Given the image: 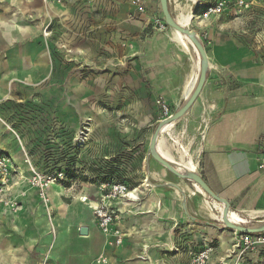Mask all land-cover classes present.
I'll use <instances>...</instances> for the list:
<instances>
[{"label":"crops","instance_id":"0c3cea01","mask_svg":"<svg viewBox=\"0 0 264 264\" xmlns=\"http://www.w3.org/2000/svg\"><path fill=\"white\" fill-rule=\"evenodd\" d=\"M56 1L61 0H51L44 7L40 0H0V102L8 98L3 90L8 91L11 86L33 87L36 81H43L51 69L43 52L23 48L18 43L34 35L36 29L30 27L29 18H39L38 25L42 26L55 18H63L66 7L74 6L80 15L81 11H88L90 18L92 13L104 18L92 22V29L108 28L112 22L120 23L117 20L123 19L117 10H111L114 0H62L60 4ZM253 6L258 5L254 2ZM121 28V52L127 70L122 85L142 87L143 82L137 79L139 74L136 73L147 72V91L140 104L160 99L176 112L184 105L196 82L193 84L199 65L197 67L196 63L194 73V61L185 55L194 54L172 38L167 41L157 34L143 38L144 23L140 20L127 21ZM208 37L211 41L207 48L206 82L185 115L195 124L201 113L211 115L201 150L197 152H200L199 176L235 211L264 214V170H258L264 149V63L256 61L253 51L238 46L233 40H221L212 32H208ZM162 135L160 133L159 139ZM10 140L9 136L4 144L10 155L0 150L12 158L24 175L15 178L16 184L8 196L22 206L9 209L0 205V264H94L100 254L108 256L112 264H188L195 251L192 243L180 242L174 234L178 224L185 222V214L175 202L178 195L162 191L151 173L139 188L131 189L138 194L136 201L104 199L121 217L120 227L125 234L122 245L114 249L99 232L91 211V218L84 216L81 208L77 220L66 217V213L60 216L63 219L54 220L50 204L48 209L30 207V200L41 204L37 190L29 184L35 168L24 160ZM148 140L150 142L151 136ZM159 176L163 174L160 172ZM145 182L149 186H144ZM82 185L79 184L80 190L74 194L80 201L84 196L98 204L103 200V194L97 189ZM73 187L66 190L50 187L47 193L51 203L55 194H59L61 204L65 192L72 191ZM82 227L87 228V236L79 235ZM207 243H210L207 238L199 235L198 248ZM223 246H229L228 239L217 245L211 264H219ZM140 255H144L145 260H140Z\"/></svg>","mask_w":264,"mask_h":264},{"label":"rangeland","instance_id":"374dc122","mask_svg":"<svg viewBox=\"0 0 264 264\" xmlns=\"http://www.w3.org/2000/svg\"><path fill=\"white\" fill-rule=\"evenodd\" d=\"M114 1L111 10H117L123 19H116L121 24L112 22L108 28L92 29V22L104 18L94 13L90 18L88 11H81L80 15L74 6L66 7L63 18H55L42 26L38 25L39 18H29L30 27L36 29L34 35L18 43L23 48L43 52L51 69L47 77L41 82L36 81L33 87L11 86L8 91L3 90L8 98L0 102V149L9 154L4 144L10 136V142L17 146L24 160L33 165L36 173L59 175L62 180L50 187L66 190L74 186L72 191L65 192L61 204L59 194L54 196L56 202L50 200L54 220L63 219L60 217L62 213L77 220L81 208L84 216L91 218L87 202L90 204L94 200L84 196L85 201H80L74 195L80 190L79 184L106 195L114 179L134 189L139 188L151 173L162 191L178 195L175 202L185 214V222L175 228L176 240L191 241L192 249L197 250L198 237L202 235L216 250L223 239H228L229 246H223L224 257L234 240L244 234L227 228L216 209H212L215 216L202 213L200 206L214 201L197 193L192 181L177 177L153 159L148 139L163 118L158 100L140 104L147 91V72L139 70L140 73H136L139 74L137 79L143 82L142 87L122 85L123 76H127L121 52L122 25L140 20L144 23L143 38L157 34L167 41L171 39L172 29L166 26L160 31L155 26V17L162 18L159 0ZM198 1L177 0L176 6L169 4V10L175 20L179 13L193 14L194 20L187 28L195 32L206 55L211 41L208 32H212L221 40H233L238 46L253 51L255 60L264 63V0H244L250 5L248 9L240 7L239 0H226L225 12L208 20L202 18V13L218 0ZM61 2L56 1L57 4ZM254 2L258 6H253ZM41 3L44 7L49 4ZM185 55L192 57L195 73V56ZM185 115L174 123L171 138L164 135L163 149L176 161L183 162L192 156L196 162L195 173L199 175L197 161L200 152H197L202 143L199 120L197 124L190 123ZM183 149L187 151V157L182 155ZM187 188L195 194L185 192ZM42 206L38 201L30 200V207ZM229 211L246 220L242 227L254 228L264 224V214L237 212L230 207ZM241 264H264L263 248L243 253Z\"/></svg>","mask_w":264,"mask_h":264},{"label":"built area","instance_id":"2783aa9c","mask_svg":"<svg viewBox=\"0 0 264 264\" xmlns=\"http://www.w3.org/2000/svg\"><path fill=\"white\" fill-rule=\"evenodd\" d=\"M43 3H49L51 0H41ZM258 1V0H252ZM173 4L176 6L177 0H168V4ZM226 0H218L215 4L209 5L205 8L202 13V18L208 20L210 18L221 16L226 9ZM239 6L248 9L250 5L245 3L244 0H239ZM155 26L158 27L160 31L166 29V25L161 17H155L154 19ZM157 104L160 107L162 120L167 119L173 113L163 100H158ZM210 113L203 112L200 115L198 123V131L200 134V140L203 141L207 133L209 123L211 120ZM32 169V168H31ZM258 170H264V149L262 151V157L260 158V163L258 165ZM23 171L13 163L12 158L3 153L0 150V205L9 208L16 209L18 207L17 202L9 198V193L12 188L15 186V178L18 176L22 178ZM59 175H48L46 173H36L32 169V176L29 179V184L32 188L37 190V195L40 199L41 204L48 209L50 198L47 193L50 186L54 183L60 181ZM135 190L128 189L122 183H112L108 186V192L106 195H103V200L97 204L96 207L89 206L93 221L98 228L99 232L106 237L109 241L108 244L112 248H119L122 245L125 234L122 231L121 217L117 212L109 207L107 203L104 202V199H128L136 200L131 197L130 193ZM259 247H262L264 250V235H243L239 239H235L231 249H229L226 255L219 259V264H241L242 254L249 253L257 250ZM215 254V248L211 243L204 244L197 250L193 251L190 255L188 264H211ZM140 260H145L144 255L138 257ZM94 264H112L111 259L104 255L100 254L94 259Z\"/></svg>","mask_w":264,"mask_h":264},{"label":"water","instance_id":"95a60500","mask_svg":"<svg viewBox=\"0 0 264 264\" xmlns=\"http://www.w3.org/2000/svg\"><path fill=\"white\" fill-rule=\"evenodd\" d=\"M159 4H160V10L162 13V18H163L165 25L168 28L173 29V30L183 34L184 36H186L188 38V40L190 41L192 47H194L195 50H197L199 68H198V74H197L195 85H194L193 90H192L191 94L189 95L187 101L174 114H172L167 119L161 121L160 125L157 127V129L155 130L154 134L151 137V140L149 143V152L151 153L153 159L157 163H159L162 167H164L165 169H167L168 171H170L171 173H173L174 175H176L177 177H179L181 179H186L188 181H192L211 200H213L214 202H217V203H221L224 207V210L227 211V210H229L228 203L226 201H224L223 199L219 198L217 195H215L209 189L207 184L202 180V178L199 175H197L196 173L190 174L188 176L180 174L177 170H175L173 167H171L169 162L166 159H164L157 152V149H156L158 133H159L161 125L162 124L175 123L178 120H180L187 113V111L194 104V102L199 97V95L203 89V86H204V84L206 82V78H207V71L209 68L206 52H205L204 48L202 47L201 43L198 41L195 32L177 24V22L175 21V19L173 18L172 14L169 10L168 0H159ZM183 208L185 209L184 205H183ZM223 223L227 228L232 229V230L235 229L236 232H239L240 234H244V235H255V234L264 233V224L260 227L246 228V227L234 225V224L230 223L229 221H227L226 219H223ZM87 233H88L87 228L82 227L79 229V235L80 236H87Z\"/></svg>","mask_w":264,"mask_h":264},{"label":"bare ground","instance_id":"6f19581e","mask_svg":"<svg viewBox=\"0 0 264 264\" xmlns=\"http://www.w3.org/2000/svg\"><path fill=\"white\" fill-rule=\"evenodd\" d=\"M192 3H198V0H190ZM175 19V18H174ZM177 20V21H176ZM176 22L178 25L187 28L192 21L194 20V16L192 13H179L176 16ZM171 38L178 43L183 49H185L187 52H190L192 54H194L197 58V67L199 65V61H198V52L197 50H195L194 47H192L190 41L188 40V38L186 36H184L183 34L175 31V30H171ZM196 78L193 80V84L195 82ZM192 86V84H191ZM187 101V100H186ZM185 131V130H184ZM78 132V131H77ZM162 135V140H158L159 139V135ZM173 134V125L172 124H162L158 133V139H157V152L164 158L166 159L169 164L171 165V167H173L175 170H177L180 174L188 176L190 174H194L196 172V168H195V163L193 162V157L192 156H188L187 155V151L186 150H182V155L185 157L188 156L187 160L181 162V161H176L172 158V156H169L165 153L164 149H163V142L165 141V137L164 135H167L168 138H171V135ZM79 135V134H78ZM79 139V138H78ZM194 184V183H193ZM144 186H149L148 182L144 183ZM195 186V190L197 193L201 194L202 196H207L196 184H194ZM186 191H189L192 195L195 194V192L190 191L189 188L184 189ZM131 197L136 199V196L138 195L136 191L131 192L130 193ZM208 197V196H207ZM137 200V199H136ZM134 200V201H136ZM82 201H85V198H82ZM88 201V200H86ZM98 204L97 201H91L90 205L91 207H96ZM137 207V206H136ZM212 209H216L219 214H220V220L223 221V219H226L227 221H229L230 223L237 225V226H241L243 224L246 223V220L244 218H242L241 216H239L237 213L235 212H230L229 210L225 211L223 206H220L218 203L216 202H205L204 204H202L200 206V210L202 213H206L209 214L211 216H215L212 212ZM57 226V225H56ZM234 231H236L234 229Z\"/></svg>","mask_w":264,"mask_h":264},{"label":"trees","instance_id":"16d2710c","mask_svg":"<svg viewBox=\"0 0 264 264\" xmlns=\"http://www.w3.org/2000/svg\"><path fill=\"white\" fill-rule=\"evenodd\" d=\"M112 183H122V184H124L123 181H119L118 179H114V180H112L111 184H112ZM128 189H130V188H128Z\"/></svg>","mask_w":264,"mask_h":264}]
</instances>
